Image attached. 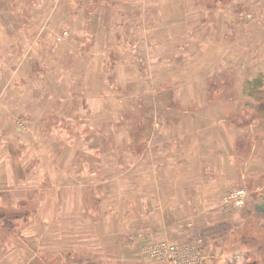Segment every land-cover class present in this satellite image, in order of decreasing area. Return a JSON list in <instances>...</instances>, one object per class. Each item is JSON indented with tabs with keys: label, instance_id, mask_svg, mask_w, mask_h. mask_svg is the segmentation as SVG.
I'll return each mask as SVG.
<instances>
[{
	"label": "rangeland",
	"instance_id": "1",
	"mask_svg": "<svg viewBox=\"0 0 264 264\" xmlns=\"http://www.w3.org/2000/svg\"><path fill=\"white\" fill-rule=\"evenodd\" d=\"M262 69L264 0H0V264H264Z\"/></svg>",
	"mask_w": 264,
	"mask_h": 264
},
{
	"label": "built area",
	"instance_id": "2",
	"mask_svg": "<svg viewBox=\"0 0 264 264\" xmlns=\"http://www.w3.org/2000/svg\"><path fill=\"white\" fill-rule=\"evenodd\" d=\"M238 191L232 193L230 196L235 197L238 204L243 202L242 193ZM148 251L161 259L168 260L171 264H196L197 259L194 256V250L190 247H183L180 244H173L162 242L155 245L148 246Z\"/></svg>",
	"mask_w": 264,
	"mask_h": 264
},
{
	"label": "crops",
	"instance_id": "3",
	"mask_svg": "<svg viewBox=\"0 0 264 264\" xmlns=\"http://www.w3.org/2000/svg\"><path fill=\"white\" fill-rule=\"evenodd\" d=\"M257 72H260V73H259L258 76L256 75V76L254 77V80H255V81H256V80H261V79L264 78V69H262V70H257ZM262 75H263V76H262ZM260 77H262V78H260ZM254 80H252V81H254ZM85 252H86V251H85ZM85 252H84V253H85ZM88 252H89V251H88ZM57 256H59V255H56V254H55L54 259H56ZM89 256H90V254H89Z\"/></svg>",
	"mask_w": 264,
	"mask_h": 264
},
{
	"label": "water",
	"instance_id": "4",
	"mask_svg": "<svg viewBox=\"0 0 264 264\" xmlns=\"http://www.w3.org/2000/svg\"><path fill=\"white\" fill-rule=\"evenodd\" d=\"M262 206L263 207L261 209L264 210V197H263V204H262Z\"/></svg>",
	"mask_w": 264,
	"mask_h": 264
}]
</instances>
